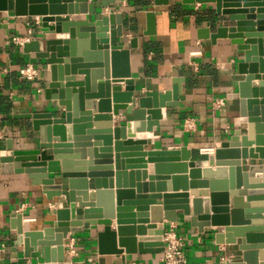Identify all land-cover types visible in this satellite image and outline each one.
Here are the masks:
<instances>
[{
    "label": "water",
    "instance_id": "water-1",
    "mask_svg": "<svg viewBox=\"0 0 264 264\" xmlns=\"http://www.w3.org/2000/svg\"><path fill=\"white\" fill-rule=\"evenodd\" d=\"M94 1L87 4V0H0V11L13 12L18 17L41 16L40 30L35 38L22 44V51L33 53L35 64L43 68L44 99L57 102L41 111L18 115L29 122L36 137L17 142L18 147L7 139L4 149H0L4 151L0 154L2 174H25L47 201L57 198L62 203L51 209L54 219L41 230L23 229V214L11 215L14 247L22 246L24 258L38 252L44 264H65L66 234L92 227L98 255L161 253L165 229L150 224L162 220L176 222L179 211L182 221L197 233L215 228V232L209 231L217 245L224 242L223 229L224 243L233 246L237 260L219 264H264V258L258 260L255 253L264 249V235H257L264 234V217L263 221H256L261 218L258 214H264V206L245 209L249 207L241 199H264V0H180L187 5H214L215 17L198 28L197 38L211 44L226 39L240 56L235 71L241 79L234 98L242 125L207 155L204 166H196L191 151L184 146L144 149L148 145L146 140L126 139L130 122H134L137 131L151 132L165 110L179 106L184 100V79L174 78L167 91H135L134 81L129 79V56L130 49L136 48V38L130 39L125 48L122 14L102 12L120 0H99L97 7ZM169 2L152 0L154 6H166ZM65 13L89 17L58 16ZM145 24L142 34L153 35L154 12L145 14ZM109 73L112 78L128 79L108 81ZM119 82L124 84L123 92ZM84 105H92L97 112H85ZM110 108L114 115L123 112L124 125L113 126L110 118L102 115ZM91 139L97 143H90ZM109 144L111 149L106 147ZM112 150L114 171L110 161H106ZM247 159L252 161L248 166ZM255 160L260 163L254 164ZM146 163L154 164V176L146 177L138 171ZM175 168L182 171L162 173ZM256 171L263 172L261 179L253 178ZM111 177L113 186L107 180ZM146 178L149 183H141ZM167 180H171L173 188L181 187V193L147 194L148 188L149 192L154 187L158 191L164 188ZM189 188L198 189L192 194L191 209L184 193ZM226 198V206L220 207ZM243 213L254 216L241 219ZM149 217L151 221L146 219ZM112 219L116 220V231L110 229ZM255 225L263 226L252 229ZM148 229L155 231L147 234ZM146 234L148 237H142Z\"/></svg>",
    "mask_w": 264,
    "mask_h": 264
},
{
    "label": "crops",
    "instance_id": "crops-1",
    "mask_svg": "<svg viewBox=\"0 0 264 264\" xmlns=\"http://www.w3.org/2000/svg\"><path fill=\"white\" fill-rule=\"evenodd\" d=\"M93 1L87 0L86 3ZM94 2L97 7L99 0ZM102 12L122 14L125 48H128L130 39L136 38V48L130 49L129 56L131 73L129 79L134 81L135 91L140 93L152 90L167 91L171 88L174 78L184 79L181 84L184 100L179 102V106L165 110L159 125L153 127L151 132L137 131L133 126L134 122H130L125 131L126 139L146 140L148 145L144 149L184 146L191 151V159L196 166L206 165L207 155L219 148L220 144L228 140L233 131L242 125V119L238 114V102L234 98L237 82L241 79L235 71L240 57L236 47L226 39H219L215 44H211L209 40L197 38L198 28L204 27L209 18L215 17L214 5L197 3L187 5L180 0H170L166 6H154L152 0H120L113 6L103 9ZM147 12L155 13V33L150 36L142 34L146 29L145 14ZM58 16H68L70 19L89 17L88 14L74 13ZM40 17H18L13 12L0 11V149H4L7 139H12L14 147H18L17 142H27L29 137H36V133L31 131L29 122L19 118L18 115L41 111L45 106H54L57 103L54 100L44 99L43 68L40 67L38 77L33 80L20 77L18 72L20 68L27 64L38 66L34 62L33 53H24L21 44L11 41L12 37L21 38L23 43L35 38V33L40 30ZM36 20L38 24L35 23ZM107 79L123 81L128 78H112L109 73ZM100 80H105L104 74L100 76ZM119 83L123 92L124 84ZM91 101L96 103L97 100ZM93 105L95 107V104ZM84 107L85 112L92 114L97 112L96 107L92 105H84ZM102 115L109 117L113 126L125 124L122 111L114 115L110 108ZM94 136L95 134L91 137ZM89 142L97 143L94 139ZM106 147L111 149L112 146L109 144ZM251 147L254 145L252 144ZM0 154L3 155L4 151L2 150ZM108 154L110 158L106 161H110V167L114 171V151ZM97 155L101 156V154ZM88 160L87 156L86 161ZM245 163L248 166L252 161L247 159ZM253 163L259 164L260 161L255 160ZM153 165V163H146V167L138 171L144 172L146 177L154 176ZM180 171L182 169L175 168L173 171L162 173L170 174ZM262 173V171L254 172L253 178L261 179ZM109 179L112 186L115 185L114 178L107 180ZM141 183L149 182L146 178ZM174 189L176 192H173ZM181 189V187L173 188L171 180H167L164 181V188H160L159 191L156 187L152 189V192H149V188L146 190H148L147 194L164 195L181 193ZM197 190L189 188L184 192L188 195L190 209L191 200L194 197L192 194ZM246 198L245 196L241 198L249 207L245 209H258L259 206H264V199L247 201ZM226 201L227 198L221 201L220 207H225ZM60 206L62 203L57 198L47 201L39 187L32 185L25 174L0 172V246H4V255L0 264H44L38 252L32 253L30 258H24L22 246L14 247L15 231L10 228L9 219L11 215L22 213L23 229L41 230L48 227L54 219L50 214L51 209ZM241 216V219H245L246 216L252 217L254 214L248 216L243 213ZM258 216L261 218L256 221H263L264 214L260 213ZM176 218V222L173 223L162 220L150 225L156 226V229L163 226L165 231L173 227L177 235L185 238L186 264H219L237 260L233 253V246L224 243L226 234L222 228L221 240L224 242L217 245L213 234L209 231L212 229L215 232V228H204V233L200 234L188 223L182 221L179 211H176ZM146 219L152 220L150 217ZM251 219L250 221H254ZM143 225L147 227L149 224ZM116 226V220L112 219L110 229L116 231ZM262 226L251 227L261 229ZM148 231L155 230L148 229L147 234L150 233ZM147 234L142 237H148ZM260 234L264 235L263 232L257 233V235ZM230 235L234 238L233 233ZM135 237H139L137 233ZM65 243V264H157L161 257V253L98 255L92 227L80 233L68 232ZM255 253L258 260L264 258V249L256 250Z\"/></svg>",
    "mask_w": 264,
    "mask_h": 264
},
{
    "label": "built area",
    "instance_id": "built-area-1",
    "mask_svg": "<svg viewBox=\"0 0 264 264\" xmlns=\"http://www.w3.org/2000/svg\"><path fill=\"white\" fill-rule=\"evenodd\" d=\"M38 24V21H35ZM11 41L17 44H23L21 38L12 37ZM40 67H35L32 64H27L19 69L20 77L26 80H33L38 77ZM163 251L157 264H186V255L184 252L185 238L175 233L173 227L165 231L162 235ZM4 255V246H0V260Z\"/></svg>",
    "mask_w": 264,
    "mask_h": 264
}]
</instances>
